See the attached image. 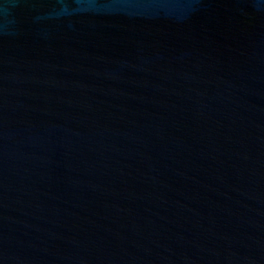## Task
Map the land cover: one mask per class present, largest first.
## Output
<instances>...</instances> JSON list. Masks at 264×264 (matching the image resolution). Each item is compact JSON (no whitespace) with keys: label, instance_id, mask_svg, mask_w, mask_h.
Wrapping results in <instances>:
<instances>
[{"label":"water","instance_id":"95a60500","mask_svg":"<svg viewBox=\"0 0 264 264\" xmlns=\"http://www.w3.org/2000/svg\"><path fill=\"white\" fill-rule=\"evenodd\" d=\"M0 264H264V0H0Z\"/></svg>","mask_w":264,"mask_h":264}]
</instances>
